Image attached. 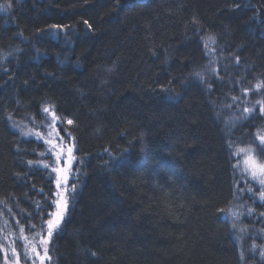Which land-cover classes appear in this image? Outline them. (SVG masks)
<instances>
[{
    "label": "trees",
    "instance_id": "16d2710c",
    "mask_svg": "<svg viewBox=\"0 0 264 264\" xmlns=\"http://www.w3.org/2000/svg\"><path fill=\"white\" fill-rule=\"evenodd\" d=\"M196 31L215 39L213 68ZM258 71L264 0H0V223L40 225L53 182L7 117L51 106L82 161L52 264H250L218 209L236 187L224 122L234 145L256 132L232 97ZM105 148L129 151L107 166Z\"/></svg>",
    "mask_w": 264,
    "mask_h": 264
},
{
    "label": "rangeland",
    "instance_id": "374dc122",
    "mask_svg": "<svg viewBox=\"0 0 264 264\" xmlns=\"http://www.w3.org/2000/svg\"><path fill=\"white\" fill-rule=\"evenodd\" d=\"M199 34L198 31H196L193 36L198 37L199 44L202 46L203 51L205 53V57L209 59V65L211 68H213V65L215 64V47H214V40L213 37L210 34H202V36ZM193 38V37H192ZM207 45V47H205ZM214 50V51H213ZM259 74V75H258ZM253 82L250 83L249 87L247 88L249 91L245 95L244 92H241L242 97L237 98L235 102H233L232 105H235L236 108H238V112L241 113V107L244 109L245 107L252 108L255 101H264V86L261 87L259 91L255 89V85L257 83H263L264 80V73L258 71L253 75ZM228 78V79H227ZM224 83H226L227 86L231 87L233 81H235L234 76L230 73V76H228ZM240 84V83H239ZM236 103H240L239 107H237ZM50 109L54 110L51 106H47ZM261 107L260 104H256L255 108L256 111L252 113L249 117V119L255 121L256 119L258 122H256V132H254L252 135H247L244 140V143H240L238 145H234V149H244V151L240 152V155L236 157L235 159L232 156L233 159V165L238 164L239 166L235 169L234 175L236 178V184H239L240 188H244L248 185L245 184L244 180L240 179L241 175L244 176L245 180L249 179L246 172L242 173V169L245 167H251L253 165H257L259 163H264V154H261L260 150V142L258 140V135H264V118L259 117V108ZM251 116H256V119H252ZM58 117V116H57ZM61 119V118H60ZM260 120V121H259ZM242 121V120H241ZM10 127L19 134L21 139L24 141L32 142L35 146H42L41 150L38 151V149H34L33 152H31V157H36V161L39 162L41 165L43 163L52 164V160L48 159L47 156L41 158L40 153L45 152L49 148H53L54 145L59 144V141L57 139L58 135L64 136V129L60 127L58 123H53L51 125V131L49 132L48 128V121L44 120L41 116L39 120L35 119H28L26 121H17L13 118L9 121ZM13 123L18 125L19 127L13 128ZM73 125V124H72ZM72 125H67L65 121V127H70ZM20 128H23L25 131L31 130L33 133L39 132L43 139L45 141L51 139L52 144H46L42 143L41 141H38L34 138L33 135L29 136H21L20 134ZM68 130V129H67ZM68 136H64V143H68ZM243 144V145H242ZM242 145V146H240ZM59 149L56 148L54 151H58ZM245 153H247L248 156V164L246 165L244 163L245 159ZM74 156L76 158V149L74 151ZM54 159V156H53ZM76 164H73V168H75ZM29 166V165H28ZM63 166V165H61ZM30 168L37 169L35 167V164L33 166H29ZM234 169V168H233ZM39 170V169H37ZM43 171V170H41ZM46 174L47 172L44 171ZM71 183V181H70ZM54 186V183H53ZM251 187H253L254 190L258 191V186L252 182ZM251 194L244 192L241 193L238 191V189L235 187V196L233 200V204L229 208L232 212H235L238 214V219L235 221L237 227L234 229L235 236L237 237L239 243L241 244L240 251L243 252V257L248 258L250 264L254 262V264H264V259L260 257V252L262 249H264V218L260 216V213H264V201H260L257 198L253 199L250 198ZM48 196H44L42 198L41 206H43ZM71 197L69 198L70 201ZM252 209V214H248V210ZM69 206L67 209V212L65 214L64 220L67 218ZM37 212V209H36ZM224 215V214H223ZM225 217V216H224ZM47 218V217H45ZM229 220V222L233 223V218L231 216L226 218ZM17 219L12 220L11 222L7 223H0V264H16V261L13 256L12 249L15 248L16 252L19 255V264H39V259L35 256L32 249L35 247L39 252L40 255L43 256V246L39 243V236H37V233L35 230H30L29 226H23L22 223H19V225L16 223ZM64 222V221H63ZM62 222V224H63ZM62 224L60 225L61 229ZM23 226L24 232H20V226ZM40 226V225H39ZM39 226H37V229H39ZM243 229V231H241ZM56 233L53 234L51 237L50 242L48 243V254L51 256V243L53 240V237ZM41 236L44 235V233H40ZM26 238V239H25ZM255 244L256 248L255 251L252 249V245ZM25 252H27V258L25 257ZM52 258V256H51ZM44 264H52L51 261H48L45 259Z\"/></svg>",
    "mask_w": 264,
    "mask_h": 264
},
{
    "label": "snow or ice",
    "instance_id": "6c2138e0",
    "mask_svg": "<svg viewBox=\"0 0 264 264\" xmlns=\"http://www.w3.org/2000/svg\"><path fill=\"white\" fill-rule=\"evenodd\" d=\"M6 7H11V4L6 5ZM117 7H119V0H117ZM83 24L87 26L89 30H91L92 25L87 21L84 20ZM52 29H68L71 31L70 26L65 25H52ZM71 41H68L70 43ZM214 42V41H213ZM207 47V45H205ZM214 51V50H213ZM236 62L239 63V57H236ZM108 71H112V69H108ZM213 73L215 74V70H213ZM192 77L197 78L200 83L207 84V87L209 91H211V83L206 82L204 80L203 74L198 71H193L190 74ZM264 86L262 83H257L255 85V89L259 91L261 87ZM244 94L246 95L249 91L248 89L242 90ZM233 102L237 100V97H232ZM260 104L261 107L259 108V117L264 118V101H255L252 108L245 107L243 109L244 115L241 117L242 120H248L250 115L256 111L255 105ZM229 107H231L229 105ZM41 114L42 118L44 120L48 121V128L49 132L51 131V125L53 123H58L61 128L64 129V136H68L69 140L68 143H64V136L58 135L57 139L59 141V144L54 145L53 148L47 149L45 152L40 153V157L43 158L45 156L48 157V159L52 160V164L43 163L42 165L39 162H34L32 160H28L26 163L29 166H33L35 164V167L39 170H43L47 172V176L50 182L54 183V191L52 192V195L50 198L47 199L46 203L41 206L39 203L35 204V207L37 209L36 215L40 217V226L39 229H37V226L35 224H29L30 230H35L37 233V236H39V243L43 246V253L44 255L41 256L40 252L33 247L32 251L35 254V256L39 259V264H44L45 259L48 261H51V256L48 254V243L51 240V237L54 233L58 234V229L60 228V225L64 221L65 214L67 212L68 206H69V198L71 196H74L76 192V171L73 168V164L79 165L82 163V161L77 160L74 156V151L76 149L75 144V138L72 136L71 132L67 130L65 127V121L63 119H60L57 117L54 110L50 109L47 106L41 107ZM30 119H33L32 117H29ZM252 119H256V116H251ZM8 120H11V116L7 117ZM67 125H72L73 121L71 119L66 120ZM13 128L19 127L15 123H13ZM236 127V122L234 120H229L224 122V128H225V139L227 146L230 150V155L233 156L235 159L240 155V152L244 151V149H234L235 141L231 137V129ZM20 134L21 136H29L33 135L35 139L38 141H41L42 143L46 144H52L51 139L45 141L41 134L39 132L33 133L31 130L25 131L23 128H20ZM247 135V134H245ZM258 140L260 142V150L261 154H264V135H258ZM118 147V146H117ZM58 148V151H54V149ZM129 149L125 148L120 150L119 154H114L113 151L110 148H105L104 152L107 154L108 161L110 162L109 165L113 164H119L121 161L124 160L125 155L128 153ZM54 156V159H53ZM145 159H147V156H145ZM244 163L248 164V156L247 153H245V159ZM63 165V166H61ZM238 164L233 165L234 171L238 167ZM242 173L246 172L249 179L244 178L243 175H241L240 179L244 180L245 184L248 185L244 188H240L239 184H236V188L239 192L244 193H250V198H257L260 201H264V163H259L257 165H253L251 167H245L241 170ZM71 181V183H70ZM254 182L258 186V191L254 190L253 187H251V183ZM43 192V189L40 190ZM219 212L223 213L225 218L231 216L233 218L232 228H236V220L239 218L238 214L235 212H232L230 209L221 208L218 209ZM252 209L248 210V214H252ZM260 216L264 218V213H260ZM47 217V218H45ZM27 220H31V215H28L26 217ZM7 223V221H5ZM16 223L19 225V220L16 221ZM20 232H24V228L21 225L20 226ZM243 231V229H241ZM44 233L43 236L40 235V233ZM26 239V238H25ZM256 245H252L253 251H255ZM14 259L16 261V264H19V255L16 252L15 248L12 249ZM93 256L96 255V253H92ZM25 257L27 258V252H25ZM260 257L264 259V249L260 252ZM241 258L243 259V252H241ZM35 264V262H33Z\"/></svg>",
    "mask_w": 264,
    "mask_h": 264
}]
</instances>
